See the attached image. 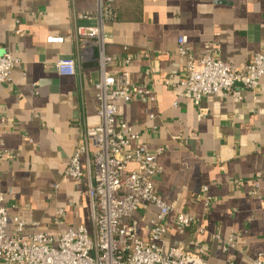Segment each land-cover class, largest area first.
<instances>
[{"label":"crops","instance_id":"1","mask_svg":"<svg viewBox=\"0 0 264 264\" xmlns=\"http://www.w3.org/2000/svg\"><path fill=\"white\" fill-rule=\"evenodd\" d=\"M97 3L0 0V43L19 60L12 83L0 85V192L7 204L16 205L11 213L29 205L28 219L56 237L91 222L88 167L81 182L65 171L85 127L99 122V63L82 59L71 36L75 26L94 24L78 15L95 11ZM115 8L117 18L108 26L113 41L106 47L115 62L109 69L128 68L132 82L149 84L156 97L119 101L118 117L152 148L163 147L159 197L196 216L205 228L199 234L196 227H177L170 216L164 250L181 244L195 251L192 242L200 240L210 264H253L264 254V201L253 194L258 184L264 197V76L255 90L204 96L197 105L181 95L186 69L176 51L185 34L196 57L213 42L223 62H248L264 51V0H115ZM50 36L64 42L48 43ZM65 57L76 59L73 76L57 71V61ZM4 149L14 157H6ZM204 186L209 206L197 197ZM57 207L66 211L59 226ZM157 213L144 204L133 214L142 238L149 239ZM8 231L14 233L12 224ZM235 232L241 234L238 248H227Z\"/></svg>","mask_w":264,"mask_h":264},{"label":"built area","instance_id":"2","mask_svg":"<svg viewBox=\"0 0 264 264\" xmlns=\"http://www.w3.org/2000/svg\"><path fill=\"white\" fill-rule=\"evenodd\" d=\"M78 17L95 21L93 25L75 26L71 36L82 59L95 58L99 63L101 77L96 83L99 122L85 127L65 176L81 182L84 165L88 167L91 222L89 226L70 228L56 237L41 230L40 222L28 219L29 205L11 213L16 205L7 204L4 192H0V264H210L206 246L200 240L192 242L195 251L187 250L181 244L164 250L162 243L171 227L167 223L170 216L177 227H196L199 234H204L205 228L196 216L159 197L156 178L163 171L158 162L163 147L152 148L139 132L118 117L119 101L129 103L138 98L152 102L156 97L149 84L144 87L132 82L128 68L109 69L115 62L106 51L113 41L108 26L117 18L115 0H98L95 11ZM47 41L63 43L64 37L50 36ZM206 49L205 55L196 57L188 36L178 37L176 53L184 60L186 69L181 81L183 97L199 105L204 96L222 94L227 98L239 96V88L255 90L258 87L264 76V51L256 53L248 62L236 65L217 58L219 48L216 43L206 44ZM129 61L127 58L126 62ZM18 62V58L0 43V85L12 83V71ZM56 68L63 76H73L77 73L76 59L60 58ZM150 118L154 119L155 115L151 114ZM3 153L8 158L14 157L8 149ZM260 176V173L256 174V178ZM53 187L58 190L60 183ZM258 188L256 184L253 194L264 201ZM197 197L205 199L208 206L212 202L207 186ZM144 204H152L158 209L151 222L149 239L139 235L138 223L132 219ZM65 216V209L57 207L54 224L62 225ZM9 224L14 233L8 231ZM26 230L31 233H25ZM240 240L241 234L235 232L225 245L237 249ZM253 264H264V254H259Z\"/></svg>","mask_w":264,"mask_h":264}]
</instances>
